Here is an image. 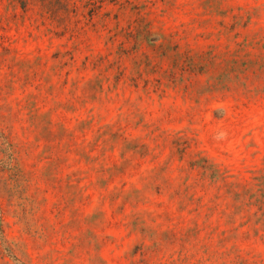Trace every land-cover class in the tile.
I'll use <instances>...</instances> for the list:
<instances>
[{"label":"rangeland","instance_id":"1","mask_svg":"<svg viewBox=\"0 0 264 264\" xmlns=\"http://www.w3.org/2000/svg\"><path fill=\"white\" fill-rule=\"evenodd\" d=\"M0 264H264V0H0Z\"/></svg>","mask_w":264,"mask_h":264}]
</instances>
